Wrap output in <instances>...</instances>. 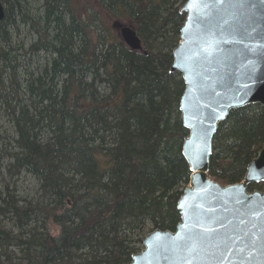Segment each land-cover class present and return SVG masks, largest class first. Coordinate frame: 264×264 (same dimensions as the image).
<instances>
[{"label": "trees", "instance_id": "obj_1", "mask_svg": "<svg viewBox=\"0 0 264 264\" xmlns=\"http://www.w3.org/2000/svg\"><path fill=\"white\" fill-rule=\"evenodd\" d=\"M185 2L3 0L0 264H126L154 229L176 230L191 176L171 72ZM120 17L141 50L109 26ZM263 145L264 106L231 110L210 176L242 181Z\"/></svg>", "mask_w": 264, "mask_h": 264}, {"label": "water", "instance_id": "obj_2", "mask_svg": "<svg viewBox=\"0 0 264 264\" xmlns=\"http://www.w3.org/2000/svg\"><path fill=\"white\" fill-rule=\"evenodd\" d=\"M181 12L171 72L185 82L182 149L191 176L176 230L154 229L126 264H264V188L248 189L264 183V145L242 181L223 186L209 174L220 123L233 109L264 106V0H186ZM119 25L127 46L141 50L136 28Z\"/></svg>", "mask_w": 264, "mask_h": 264}, {"label": "rangeland", "instance_id": "obj_3", "mask_svg": "<svg viewBox=\"0 0 264 264\" xmlns=\"http://www.w3.org/2000/svg\"><path fill=\"white\" fill-rule=\"evenodd\" d=\"M72 1H73L74 5L78 7V9L80 11H82V9L86 8L87 4L90 3V0H72ZM107 22H109L108 24H109L110 27H114V28L118 29L119 34H120V25L119 24L132 25L130 23V18L129 17H124V18L120 17V18H118V21L115 20V19H109V20H107ZM31 181H32V179H29L28 182H27L28 185H30V186H27L26 182H24V185L27 187V189L33 190L32 187H33L34 183H32V185H31Z\"/></svg>", "mask_w": 264, "mask_h": 264}]
</instances>
